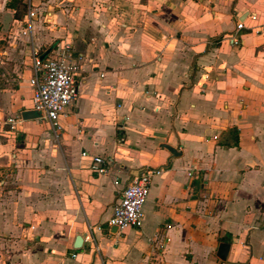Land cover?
Segmentation results:
<instances>
[{"label":"crops","instance_id":"1","mask_svg":"<svg viewBox=\"0 0 264 264\" xmlns=\"http://www.w3.org/2000/svg\"><path fill=\"white\" fill-rule=\"evenodd\" d=\"M247 13L264 23V0H0L17 76L0 89V264H264V32L221 40ZM65 43L79 96L55 147L29 79L33 52ZM145 168L159 172L141 227L108 229ZM86 224L103 225L98 252L74 248Z\"/></svg>","mask_w":264,"mask_h":264},{"label":"built area","instance_id":"2","mask_svg":"<svg viewBox=\"0 0 264 264\" xmlns=\"http://www.w3.org/2000/svg\"><path fill=\"white\" fill-rule=\"evenodd\" d=\"M34 15L33 11H29L26 23L29 24ZM244 30H250L255 35H260L264 32V23H259L256 15L247 13L243 20L236 21L234 31L221 40L226 41L231 47L238 48L242 43L240 33ZM25 34L23 32V35ZM43 55L37 51L32 54V74L29 79V85L32 88V110L39 113L40 118L48 124L51 140L57 147L63 133L59 118L63 110L72 106L79 96L76 78L79 75L80 67L74 59L72 47L68 43L48 52L45 57H42ZM17 124L16 118L8 117L4 125L9 129L4 133H16ZM92 170L98 176L106 175L108 164L103 158L94 157ZM158 172L159 170L145 168L131 178L121 191L119 202L111 217L105 223L108 229L115 228L117 232H123L127 229L141 227L143 208L150 192L151 177ZM118 183L115 181V185ZM102 231L103 225L86 224L82 243L91 245L92 249L98 252L95 233Z\"/></svg>","mask_w":264,"mask_h":264},{"label":"rangeland","instance_id":"3","mask_svg":"<svg viewBox=\"0 0 264 264\" xmlns=\"http://www.w3.org/2000/svg\"><path fill=\"white\" fill-rule=\"evenodd\" d=\"M3 44L6 45V42H4ZM6 58H8L7 55H0V89L12 90L17 86V76L12 72V61L7 60ZM8 173L9 172L7 171L5 172L4 168L0 167V181L4 180L5 175H7Z\"/></svg>","mask_w":264,"mask_h":264},{"label":"water","instance_id":"4","mask_svg":"<svg viewBox=\"0 0 264 264\" xmlns=\"http://www.w3.org/2000/svg\"><path fill=\"white\" fill-rule=\"evenodd\" d=\"M47 53H45L42 57H45ZM32 114L35 116V117H39L40 118V114L33 111ZM162 148H165L166 150H168L173 156H176L178 155L174 150H172L171 148H169L168 146L166 145H163ZM113 231H115V228H113ZM82 246V237L78 236L74 242V248L75 249H79L80 247ZM229 248H230V245L228 243H222L218 246V249H217V258L221 261H226V257H227V254H228V251H229Z\"/></svg>","mask_w":264,"mask_h":264}]
</instances>
